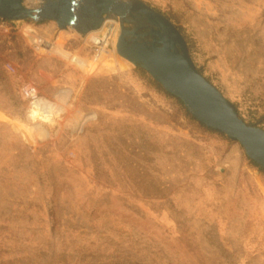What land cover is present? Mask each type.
<instances>
[{
	"label": "rangeland",
	"instance_id": "rangeland-1",
	"mask_svg": "<svg viewBox=\"0 0 264 264\" xmlns=\"http://www.w3.org/2000/svg\"><path fill=\"white\" fill-rule=\"evenodd\" d=\"M141 1L173 18L197 70L264 130V0ZM10 26L0 264H264V173L239 143L121 58L119 34L99 45L51 21ZM26 84L50 115L32 111Z\"/></svg>",
	"mask_w": 264,
	"mask_h": 264
},
{
	"label": "water",
	"instance_id": "water-1",
	"mask_svg": "<svg viewBox=\"0 0 264 264\" xmlns=\"http://www.w3.org/2000/svg\"><path fill=\"white\" fill-rule=\"evenodd\" d=\"M23 1L0 0V20L51 21L81 37L106 20L120 22L116 53L180 100L197 122L239 143L264 170V130L244 122L234 104L197 70L185 39L162 14L141 0H40L37 8H26Z\"/></svg>",
	"mask_w": 264,
	"mask_h": 264
},
{
	"label": "built area",
	"instance_id": "built-area-1",
	"mask_svg": "<svg viewBox=\"0 0 264 264\" xmlns=\"http://www.w3.org/2000/svg\"><path fill=\"white\" fill-rule=\"evenodd\" d=\"M12 22L6 20H0V32L9 33L11 29ZM5 69L11 73H14V67L10 63H6ZM22 95L27 99L32 107V111L34 109H38V112L41 107H44V102H46L39 94L37 88L34 85L26 84L21 89Z\"/></svg>",
	"mask_w": 264,
	"mask_h": 264
},
{
	"label": "bare ground",
	"instance_id": "bare-ground-1",
	"mask_svg": "<svg viewBox=\"0 0 264 264\" xmlns=\"http://www.w3.org/2000/svg\"><path fill=\"white\" fill-rule=\"evenodd\" d=\"M113 21H115V20H113ZM106 22H107V20L97 30L91 31L88 34H86L85 38L86 37L93 38L95 43L99 44V45H103V44L106 45V44H108V42L112 43V41H113V43H115L116 40H117V36H118L119 32H118V30H116V32H114L113 36L108 34V31L105 32L106 28L104 29V25H105ZM115 22H117L119 24V26H120V22H118V21H115ZM100 32H102V37L100 35H98ZM50 107L51 106L41 107L39 112L50 115V112H52L50 110ZM36 111L38 112V109H36Z\"/></svg>",
	"mask_w": 264,
	"mask_h": 264
},
{
	"label": "trees",
	"instance_id": "trees-1",
	"mask_svg": "<svg viewBox=\"0 0 264 264\" xmlns=\"http://www.w3.org/2000/svg\"><path fill=\"white\" fill-rule=\"evenodd\" d=\"M163 15V14H162ZM163 16H165L170 22H172L173 23V18L171 19L170 18V16L168 15V16H166V15H163ZM175 26H176V28L180 31V32H182V29L180 28V27H178L175 23H173ZM138 70H139V72H141V74L142 75H146V73L143 71V70H141V69H139L138 68ZM150 79V81L154 84V86L155 87H157L158 89H160V90H162L161 89V87L157 84V82H155L152 78H149ZM163 91V90H162ZM164 92V91H163ZM167 96H170V97H173V96H171L170 94H168V93H166V92H164ZM174 98V97H173ZM177 100V102L180 104V105H182V102L180 101V100H178V99H176ZM186 114H187V116H189L190 118H192L189 114H188V112H186ZM193 120H195L194 118H192ZM202 125V124H201ZM203 126V125H202ZM205 127V126H204ZM250 163L254 166V167H256V168H258V169H260L256 164H254L253 162H251L250 161ZM263 173H264V170H262V169H260Z\"/></svg>",
	"mask_w": 264,
	"mask_h": 264
}]
</instances>
